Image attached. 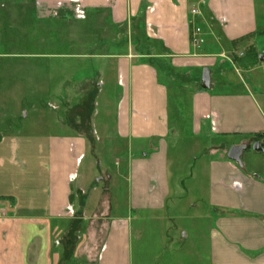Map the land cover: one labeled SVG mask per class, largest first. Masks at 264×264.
I'll use <instances>...</instances> for the list:
<instances>
[{"label": "crops", "instance_id": "0c3cea01", "mask_svg": "<svg viewBox=\"0 0 264 264\" xmlns=\"http://www.w3.org/2000/svg\"><path fill=\"white\" fill-rule=\"evenodd\" d=\"M18 1L32 38L20 55L84 60L91 87L82 120L67 114L65 87L51 135H0V264H151L174 241L175 264H264V153L245 150L240 167L216 141L264 144V99L236 69L263 42L257 1ZM99 99L113 113L108 123L103 108L98 128ZM174 200L198 220L182 237L165 222Z\"/></svg>", "mask_w": 264, "mask_h": 264}, {"label": "rangeland", "instance_id": "374dc122", "mask_svg": "<svg viewBox=\"0 0 264 264\" xmlns=\"http://www.w3.org/2000/svg\"><path fill=\"white\" fill-rule=\"evenodd\" d=\"M256 1L258 24L261 29H264V6L262 5V0ZM25 26L30 28L28 22L22 25L20 21L19 1L0 0V135L10 133L18 137L23 135H36L45 138L53 133L52 130L55 131L58 121L66 119L65 114L62 113L65 109L63 107L65 102L59 99V96L61 99H63V96L58 94L63 88L65 89L67 87L66 90H71L69 97L74 98V100L72 99L66 102L72 106L74 105L73 107L71 105L69 106L70 109H67V114L76 116L82 120L89 111L88 101H83L81 98L83 96L81 95H83V91L85 90L86 92H90L91 86L85 85V87H82L80 85L88 80L90 69L88 71V62L84 60L67 61L56 58H24L20 54H23L26 48L20 44V41L25 44H32V38L22 36L26 32H29L25 30ZM262 35H264V32ZM43 39L42 37L40 44L43 43ZM259 47L258 49H254L253 46H250L243 51L244 56L241 57L236 65V69H240L239 71L241 73L239 75L244 78L245 84H248L252 88L256 99L261 103V99H264V38ZM241 62H244L247 65L246 67L250 65L252 71L248 73L249 75L243 72L244 68L239 64ZM230 67L232 68L231 65ZM198 75L200 76L201 72ZM214 78L217 79L216 76ZM255 79L258 80L259 88H257L256 84L253 87L254 83H256ZM218 81H222V79ZM78 95L80 100L77 97ZM108 103L110 104H104V106L102 100L99 99L96 102L94 111L96 114V126L98 128L99 121L97 120H101L103 108L108 110L107 122L111 123L112 121L111 114L113 113V105L112 102ZM56 106H59L62 110L59 111L56 109ZM213 137L216 138L215 136ZM220 140L225 141L228 149L232 145L240 143V140L235 136L231 139L216 138L217 142ZM185 147L186 149L184 150L188 152L190 146L185 144ZM251 152L250 154H256L253 151ZM245 154L241 158L242 164L247 159V155ZM192 156L195 158L197 155H189L186 158V172L183 173L186 179L193 174L195 175V169H192ZM253 164H256L254 160ZM260 170V175L264 176V166ZM182 194L180 196L182 198H184V195H187ZM174 203L177 208L176 210L173 204L168 203L170 207H167L165 211V222L170 227L169 235L173 237L178 234V237H182L185 233H191L190 224L198 220L197 218L192 220L190 216L192 214L187 213L189 211H184L187 210L184 203L179 206L177 201L174 200ZM175 226L183 227L182 231H180L181 234H179V229H173ZM149 227H152L151 222L147 228ZM146 233L147 237L151 236L149 231ZM178 248L179 243L174 241L168 244L164 250L162 248L159 249L157 261L151 264H163L166 262V257L174 251L170 264H175V261L178 260Z\"/></svg>", "mask_w": 264, "mask_h": 264}, {"label": "water", "instance_id": "95a60500", "mask_svg": "<svg viewBox=\"0 0 264 264\" xmlns=\"http://www.w3.org/2000/svg\"><path fill=\"white\" fill-rule=\"evenodd\" d=\"M209 87H210L209 71L208 69H204L201 75V88L206 90ZM248 149H251L255 152L264 153V144L263 142L256 141L252 143L251 145L248 144V145L232 146L228 149L226 153V158L228 160L235 162L236 164H238V166L241 167L242 166V162H241L242 153Z\"/></svg>", "mask_w": 264, "mask_h": 264}, {"label": "built area", "instance_id": "2783aa9c", "mask_svg": "<svg viewBox=\"0 0 264 264\" xmlns=\"http://www.w3.org/2000/svg\"><path fill=\"white\" fill-rule=\"evenodd\" d=\"M203 1H204V0H203ZM191 15H193V16L198 15V10H196V9H192V10H191ZM200 35H201V30H200V28H194V29L192 30V34H191V42H192L193 45H196L197 43H200V42H201V41H200V38H199Z\"/></svg>", "mask_w": 264, "mask_h": 264}]
</instances>
